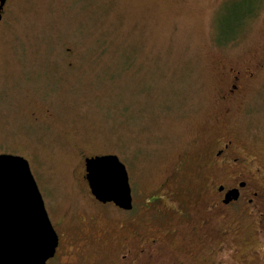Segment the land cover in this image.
Here are the masks:
<instances>
[{"label": "rangeland", "instance_id": "374dc122", "mask_svg": "<svg viewBox=\"0 0 264 264\" xmlns=\"http://www.w3.org/2000/svg\"><path fill=\"white\" fill-rule=\"evenodd\" d=\"M233 73L238 96L223 102ZM229 139L264 165V0H10L0 153L29 161L54 217L100 211L86 157L116 154L129 173L136 211L104 207L84 264H119L125 220L163 238L157 264H264L252 218L208 210L209 149Z\"/></svg>", "mask_w": 264, "mask_h": 264}, {"label": "flooded vegetation", "instance_id": "af4514ba", "mask_svg": "<svg viewBox=\"0 0 264 264\" xmlns=\"http://www.w3.org/2000/svg\"><path fill=\"white\" fill-rule=\"evenodd\" d=\"M10 0H6L1 10L2 18H5L7 7ZM232 71V70H231ZM250 75L252 73L250 72ZM239 75L233 73V78L224 91L221 100L228 102L238 96ZM227 114V111L224 112ZM231 139L224 141L217 147L209 149V159L214 167L215 174L209 191L211 193L212 206L208 210L218 219L224 220L237 218L238 215L244 214L252 218L253 226L259 225L260 233H264V165L260 167H250V162L255 156L243 158L239 149L232 146ZM260 160H258L259 162ZM86 177V165L84 167ZM259 172V173H258ZM259 174V175H258ZM94 197V196H93ZM97 203L96 207L100 211L96 215L88 212V207L83 215L60 216L54 217L53 212H49L52 225L58 236V245L54 256L49 258L46 264H84L88 251H97L99 242L103 240L106 229L100 224H96L97 216L102 215L109 219L111 215L102 212L107 204L113 205V202L103 203L94 198ZM149 207H151L149 205ZM118 212L124 218L132 215L136 209L134 204L130 210H124L116 207ZM245 221V219H242ZM237 222H235L236 224ZM129 232L124 236L118 248L115 244L111 245L109 250L114 252V262L119 264H157L160 261V251L164 248L163 238L151 231L140 232L138 225L133 221H123L121 227L128 228ZM226 231L234 230L231 225L227 226ZM261 235V234H260ZM161 264H163L161 262Z\"/></svg>", "mask_w": 264, "mask_h": 264}, {"label": "water", "instance_id": "95a60500", "mask_svg": "<svg viewBox=\"0 0 264 264\" xmlns=\"http://www.w3.org/2000/svg\"><path fill=\"white\" fill-rule=\"evenodd\" d=\"M5 1L0 0V19ZM85 165L90 191L98 201L132 208L129 173L118 155L86 157ZM57 245L58 236L29 161L0 153V264H46Z\"/></svg>", "mask_w": 264, "mask_h": 264}, {"label": "trees", "instance_id": "16d2710c", "mask_svg": "<svg viewBox=\"0 0 264 264\" xmlns=\"http://www.w3.org/2000/svg\"><path fill=\"white\" fill-rule=\"evenodd\" d=\"M252 12H253V10H250V11H249L248 13H246V14L252 15ZM246 14H245V15H246ZM235 35H236V34H233L232 38H233ZM232 38H230V39H232ZM230 39H229V40H230Z\"/></svg>", "mask_w": 264, "mask_h": 264}]
</instances>
